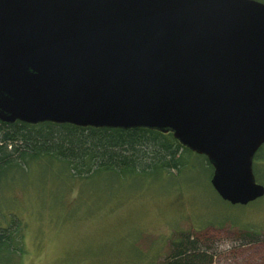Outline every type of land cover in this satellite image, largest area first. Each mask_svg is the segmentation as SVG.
Segmentation results:
<instances>
[{"label": "water", "instance_id": "1", "mask_svg": "<svg viewBox=\"0 0 264 264\" xmlns=\"http://www.w3.org/2000/svg\"><path fill=\"white\" fill-rule=\"evenodd\" d=\"M0 120L172 132L223 200H257L264 2L0 0Z\"/></svg>", "mask_w": 264, "mask_h": 264}, {"label": "rangeland", "instance_id": "2", "mask_svg": "<svg viewBox=\"0 0 264 264\" xmlns=\"http://www.w3.org/2000/svg\"><path fill=\"white\" fill-rule=\"evenodd\" d=\"M255 163L264 185V150ZM212 174L198 153L148 175L87 177L56 158L12 168L0 177V226L11 224L21 250L3 249L0 264H170L186 234L210 264H264V196L231 204Z\"/></svg>", "mask_w": 264, "mask_h": 264}, {"label": "trees", "instance_id": "3", "mask_svg": "<svg viewBox=\"0 0 264 264\" xmlns=\"http://www.w3.org/2000/svg\"><path fill=\"white\" fill-rule=\"evenodd\" d=\"M263 146L255 155L254 167ZM189 153L196 152L181 144L172 132L147 127L125 129L0 120V177L12 168L41 158H56L77 174H88L87 177L99 172L117 176L132 175V172L148 175L156 169L180 170ZM203 156L213 170L208 158ZM10 226H0V252L7 248L21 250L16 230ZM259 233L248 230L245 235L252 239ZM201 248L196 239L187 234L181 236L173 244L170 264H210L207 250Z\"/></svg>", "mask_w": 264, "mask_h": 264}, {"label": "flooded vegetation", "instance_id": "4", "mask_svg": "<svg viewBox=\"0 0 264 264\" xmlns=\"http://www.w3.org/2000/svg\"><path fill=\"white\" fill-rule=\"evenodd\" d=\"M260 148H261V147H260ZM260 148H259V149H260ZM259 149H258V151H259ZM258 151H257V152H258ZM257 152H256V154H257ZM256 154H255V155H256ZM254 160H255V156H254ZM253 165H254V162H253Z\"/></svg>", "mask_w": 264, "mask_h": 264}]
</instances>
